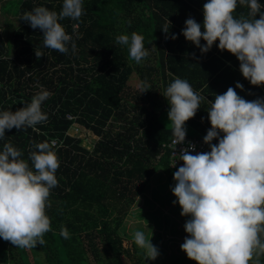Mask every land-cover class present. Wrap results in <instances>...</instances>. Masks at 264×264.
Returning a JSON list of instances; mask_svg holds the SVG:
<instances>
[{
  "label": "trees",
  "instance_id": "16d2710c",
  "mask_svg": "<svg viewBox=\"0 0 264 264\" xmlns=\"http://www.w3.org/2000/svg\"><path fill=\"white\" fill-rule=\"evenodd\" d=\"M16 2L15 19L8 17V3H1V29L7 32L8 24L15 26L10 38L6 36L10 41L0 32V112L27 106L42 90L50 96L41 105L47 121L6 130L0 151L10 143L31 166L28 157L37 151L35 145L55 140L60 166L58 186L51 190L46 208L52 230L44 235L45 243L22 249L0 238V264H195L182 250L166 262L147 259L119 229L157 169L175 183L166 147L172 129L159 120L160 113L169 110L164 93L174 79H186L206 98L186 122L192 131L186 135L202 140L211 127L208 101L215 95L233 87L248 101L264 98V85H251L240 73L237 58L218 49V41L201 53L181 34L189 17L202 24L207 0H83L84 14L78 21H59L76 44L74 51L69 45L66 54L43 48L42 31L20 19L41 6L59 13L63 0ZM258 3L264 6V0ZM249 11L238 3L234 16L251 18ZM167 20L166 35L162 28ZM133 32L144 37L149 53L139 64L130 58L128 46L116 41ZM37 50L44 56L37 59ZM237 82L243 90L235 88ZM145 83L150 89L141 93ZM72 124L90 137L88 147L81 137L66 134ZM62 227L68 239L60 235ZM260 259L264 264V256Z\"/></svg>",
  "mask_w": 264,
  "mask_h": 264
},
{
  "label": "clouds",
  "instance_id": "9594fccd",
  "mask_svg": "<svg viewBox=\"0 0 264 264\" xmlns=\"http://www.w3.org/2000/svg\"><path fill=\"white\" fill-rule=\"evenodd\" d=\"M247 6L249 17L234 16L237 6ZM264 7L258 0H207L203 21L189 17L182 35L187 41L208 52L218 41V49L228 51L239 61V71L253 86L264 85ZM84 14L83 0H63L59 13L46 7L25 12L20 19L43 33V48L66 54L75 42L62 24L65 18L78 21ZM259 14V19L256 15ZM170 22L162 31L167 35ZM203 29V31L201 30ZM3 31V30H0ZM172 35L171 39H176ZM201 40L205 41L201 45ZM117 43L127 45L130 58L139 64L149 53L144 37L133 32L119 35ZM37 59L43 50L35 51ZM235 88L243 90L236 83ZM150 89L144 84L141 93ZM50 96L46 90L36 94L30 104L15 111L0 112V139L5 131L21 130L47 121L41 105ZM168 120L172 122L173 143L183 144L186 122L201 108L205 96L194 91L186 79L176 78L166 88ZM208 112L210 129L203 142L208 152L192 154L191 142L181 148L182 166L173 173L181 216H188L184 231L188 234L180 245L195 264H261L264 256V98L248 101L233 87L215 95ZM203 119V118H202ZM223 134L222 137L220 134ZM216 139L218 143L211 142ZM56 141L35 145L29 154L31 166L10 143L0 151V238L17 248L33 249L45 243L43 237L52 230L46 214L51 190L58 186L56 172L60 161L53 150ZM191 150V151H190ZM175 154V152H174ZM176 161V160H175ZM175 161L171 167H175ZM60 235L69 238L67 228ZM152 236V232H151ZM134 243L144 250L147 259L155 260L159 251L136 231Z\"/></svg>",
  "mask_w": 264,
  "mask_h": 264
},
{
  "label": "rangeland",
  "instance_id": "374dc122",
  "mask_svg": "<svg viewBox=\"0 0 264 264\" xmlns=\"http://www.w3.org/2000/svg\"><path fill=\"white\" fill-rule=\"evenodd\" d=\"M4 1L11 8L8 17L13 18V15L15 16L17 0H0V12L4 9V4L3 6L1 5ZM13 26L15 25L8 24L7 32H5L1 29L2 26L0 25V30H3L0 31L3 39L10 41V32ZM6 36L9 38L6 39ZM135 84L132 83L131 85ZM168 111H162L159 115V120L166 128L172 129V122L168 120ZM185 128L186 134L192 133L186 124ZM69 134L74 135L70 131ZM88 142L91 144L92 140L89 138L88 141L84 142L87 147L89 146ZM174 186L175 183L168 180L166 175L160 169H157L150 176L142 192L135 197V201L126 215L127 217L123 220L122 227L119 229L120 233H125L126 236L131 237L133 240L136 231L144 232L146 238L150 239V242L159 251L156 260L163 258L164 262L167 261L168 257H174V254L177 255L179 253V250H181L180 245L188 235L184 231V224L190 217L181 216L179 204L173 203L176 201V197L172 193Z\"/></svg>",
  "mask_w": 264,
  "mask_h": 264
},
{
  "label": "built area",
  "instance_id": "2783aa9c",
  "mask_svg": "<svg viewBox=\"0 0 264 264\" xmlns=\"http://www.w3.org/2000/svg\"><path fill=\"white\" fill-rule=\"evenodd\" d=\"M67 117L70 118V116H67ZM80 128H78L77 125L72 124L69 130L66 132V134H68L69 136H73V137H81L83 139V142L88 141L90 137L87 135L86 132L83 131L82 128L81 129ZM69 131L72 132L74 135H70ZM174 139H175L174 136H172L169 139V141L166 143V147L168 148V154H169V166L171 167L173 162L176 160L175 167H171L172 169L177 170L178 167L182 166V161L178 159L179 158L178 155H179L180 149L187 148L189 142H191L192 144L196 146L195 151L192 152V154L210 151V147L207 144H205L202 139L198 137H191V136L186 135L185 142L183 144L176 145V146L173 143Z\"/></svg>",
  "mask_w": 264,
  "mask_h": 264
}]
</instances>
